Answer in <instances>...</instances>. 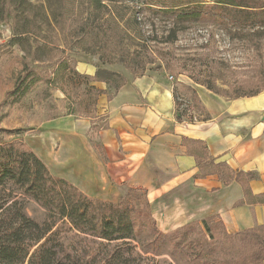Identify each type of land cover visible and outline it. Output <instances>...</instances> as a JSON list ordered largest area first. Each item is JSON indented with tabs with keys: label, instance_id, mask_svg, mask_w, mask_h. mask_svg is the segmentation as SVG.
Returning a JSON list of instances; mask_svg holds the SVG:
<instances>
[{
	"label": "rangeland",
	"instance_id": "obj_1",
	"mask_svg": "<svg viewBox=\"0 0 264 264\" xmlns=\"http://www.w3.org/2000/svg\"><path fill=\"white\" fill-rule=\"evenodd\" d=\"M28 1L41 10L48 5L47 0ZM61 1L64 16L58 23L48 25L39 16V30L35 26L28 34H15L11 18L0 24V141L23 140L40 158L49 159L50 153L52 157L58 155L65 142L71 140L79 145L89 138L95 144V132L108 126L107 115L99 114V100L113 97L115 87L89 81L85 76L94 75L98 68L122 74L126 80L123 87L147 78L169 86L176 105V119L187 123L209 117L208 93L227 103L233 100L237 89H248L257 81L259 72L264 71V49L255 50L241 39L232 41L226 31L217 30L212 24L189 26L176 42L167 44L161 37L169 28L167 20L145 13L141 0H101L102 4L97 0ZM34 57L38 60L34 61ZM72 59L77 61L74 66ZM62 61H68L69 66L58 72L55 63ZM26 64L34 69V75L25 86L31 79L36 80L20 97L15 92L17 84L27 75ZM116 80L113 78V82ZM213 81L218 92L203 84ZM106 88L107 93L97 94V89ZM219 99H215L216 105L220 104ZM220 110L218 107L214 112L220 113ZM89 120L92 125L89 134L74 132L77 123ZM80 147L77 146L79 152ZM66 156L70 155L64 151L60 157L55 156L59 165L51 166L52 172L66 175L81 188L80 168L61 167L65 165ZM135 189L145 192L149 201L146 189ZM15 193L23 200L29 218L40 223L46 219L47 211L37 201L21 196L19 191ZM5 198V192L0 190V202ZM149 204L151 206L150 201ZM138 211L140 222H143L146 213L142 209ZM152 216L160 232L168 234L176 230L163 231L153 211ZM144 223L147 227L143 229L150 230L151 222L147 219ZM57 226L61 228V224ZM60 236L67 245L79 239L76 232L67 230V225L60 230ZM188 236L187 242L194 240L198 229H192ZM175 237L160 238L161 247H172L175 242L185 244L181 235ZM87 239L88 245L93 246L92 237L87 236ZM149 241L146 247H153ZM138 242L133 241V244ZM167 242L169 245L164 246ZM134 248L151 261L154 258L171 262L175 259L168 249L156 256L149 249L142 251L141 245Z\"/></svg>",
	"mask_w": 264,
	"mask_h": 264
},
{
	"label": "trees",
	"instance_id": "obj_2",
	"mask_svg": "<svg viewBox=\"0 0 264 264\" xmlns=\"http://www.w3.org/2000/svg\"><path fill=\"white\" fill-rule=\"evenodd\" d=\"M61 2L47 0V7L41 10L28 0H0V24L11 18L15 34H28L38 26L39 16L48 25L58 23L64 16ZM97 2L102 4L101 0ZM141 4L145 13L167 20L169 28L161 36L164 43L176 42L189 26L212 24L217 30L226 31L232 41L241 39L255 50L264 49V0H141ZM215 36L213 33L212 37ZM71 62L73 66L77 63L73 59ZM55 65L58 72L69 66L68 61ZM26 69L27 75L17 84L15 92L20 97L36 80L31 79L25 86L34 75V69L28 64ZM85 76L89 81L114 85L112 96L126 82L122 74L102 68L94 75ZM113 78L117 80L113 82ZM203 84L215 90V81ZM107 92V88L97 89L98 95ZM262 92L264 71L259 72L257 81L248 89H237L232 99L253 97ZM192 142L196 151L200 150L199 155L205 153L202 141ZM219 166L228 181L236 180L245 186L247 194L251 192L246 184L253 178L252 173L236 172L227 164ZM0 190L6 194L0 202V264H264V225L229 233L219 217H208L164 234L156 226L145 192L132 188L118 202L90 197L68 179L53 174L23 140L0 141ZM15 191L37 201L47 211L46 219L40 223L29 218L23 200ZM140 209L146 213L143 222L139 219ZM147 219L151 222L148 231L143 229L147 227L144 223ZM64 225L79 238L70 245L60 236ZM194 228L198 229V236L187 242ZM178 235L185 244L175 242L172 247H161L160 238ZM87 236L92 237L93 246L88 245ZM136 240H139L137 245L133 244ZM147 240L153 247H146ZM140 245L142 251L149 249L156 256L168 249L175 259L172 262L155 258L151 261L135 251L134 247ZM167 245L169 242L164 243Z\"/></svg>",
	"mask_w": 264,
	"mask_h": 264
},
{
	"label": "crops",
	"instance_id": "obj_3",
	"mask_svg": "<svg viewBox=\"0 0 264 264\" xmlns=\"http://www.w3.org/2000/svg\"><path fill=\"white\" fill-rule=\"evenodd\" d=\"M206 97V120L179 122L172 89L138 79L111 100H99L108 126L95 132V144L89 138L79 145L71 140L55 156L70 155L61 167L80 168L81 190L90 197L116 202L128 189H146L165 232L208 217H219L229 233L264 225V92L227 103L212 93ZM218 107L220 113L214 112ZM91 128L89 120L72 130L87 135ZM193 140L203 142L205 153L199 155ZM52 156H41L51 172L59 165ZM219 164L252 173L246 184L251 192L228 181ZM61 174L55 175L71 181Z\"/></svg>",
	"mask_w": 264,
	"mask_h": 264
}]
</instances>
